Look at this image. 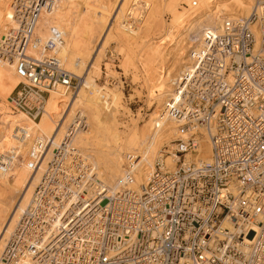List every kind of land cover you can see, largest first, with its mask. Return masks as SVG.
<instances>
[{"label":"built area","instance_id":"obj_1","mask_svg":"<svg viewBox=\"0 0 264 264\" xmlns=\"http://www.w3.org/2000/svg\"><path fill=\"white\" fill-rule=\"evenodd\" d=\"M26 1L18 6L20 30L10 31L20 41L13 53L25 81L8 102L36 120L51 89L74 92L80 82L56 53L62 32L51 26L43 40L35 32L40 10L53 0ZM257 20L258 37L251 27ZM28 44L51 53L32 58L24 54ZM194 56L195 76L182 75L191 83L178 106L186 122L179 125L185 136L174 141V168L157 160L146 182L136 184L131 171L138 159L128 153L121 190L88 193L87 165L57 150L1 252V264H16L25 252L32 254L29 264H264V11L225 20L222 35L206 31ZM202 137L207 158L188 161ZM47 145H32L30 167L38 166ZM224 221L230 228L221 227Z\"/></svg>","mask_w":264,"mask_h":264},{"label":"bare ground","instance_id":"obj_2","mask_svg":"<svg viewBox=\"0 0 264 264\" xmlns=\"http://www.w3.org/2000/svg\"><path fill=\"white\" fill-rule=\"evenodd\" d=\"M92 2L53 0L52 6L40 10L36 34L42 40L47 38L51 26L62 32L63 41L56 53L65 68L79 78L80 85L74 92L66 91L61 85L51 89L43 112L34 120L22 112L13 111L8 102V96L19 83L25 81L17 74V53H13L20 49V41L16 39L18 36L13 39L10 31L20 30V8L17 7L26 5L27 1L0 0V53L3 54L0 56V143L12 154L21 156L9 181L0 174V264L1 252L30 205L47 163L56 156L57 150L63 152L62 156L67 160L81 158L87 165L85 169L92 178V185H85L88 193L100 188L107 195L121 190L127 183L125 173L128 153L138 159L136 168L131 171L135 183L146 182L148 173L154 170L155 162L161 160H153L159 144L170 135L176 134L173 141L185 136L179 133V125L184 124L186 118L179 112L178 106L191 79L185 80L182 75L195 76L194 53L204 47L205 32L210 30L222 35L225 20L250 17L254 13L261 16L264 11V0H183L184 5H181L180 0L167 3L166 0H107L101 5L98 3L99 7L94 10L89 6H92ZM165 10L170 14V23L167 25L161 21ZM258 22H253L251 26L256 37L259 35ZM130 23L135 27L132 28ZM159 26L164 35L150 48V58L166 60L169 56L172 60L160 82L157 107L142 128L132 135L126 134L124 139L113 121L110 139H104L101 143L98 128L102 122L96 107L101 102V87L95 81L100 72L97 58L102 55L109 41L117 45L144 43L143 38L154 31V27L157 32ZM97 28L99 34L101 31L103 33L97 35V46L91 50V41ZM164 48L167 49L166 53L163 52ZM23 50L24 54L32 58H43L51 53H43L29 44ZM118 51L122 53L120 46ZM223 61L222 65L227 62V58L223 57ZM223 71L222 67L218 73L222 74ZM201 77L204 80L205 75L201 74ZM230 78V74L226 76L227 80ZM178 80L179 84H175ZM115 109L113 105L107 113L111 119ZM81 116L86 117V121L79 120ZM83 123L85 125L81 128ZM107 133L104 131L103 137ZM37 140L46 141L48 145L38 166L32 168L28 163V153ZM197 143L196 153H187L188 161L207 158V139L199 138ZM165 152L173 154L172 150ZM171 154L166 157V160L170 159L169 162L164 160L168 169L175 166ZM10 196L14 198L11 207L7 205ZM5 201L6 204H3ZM221 227L230 228V224L224 221ZM244 241L246 245L251 243L252 236L248 234ZM31 256L30 252H25L16 264H29Z\"/></svg>","mask_w":264,"mask_h":264},{"label":"rangeland","instance_id":"obj_3","mask_svg":"<svg viewBox=\"0 0 264 264\" xmlns=\"http://www.w3.org/2000/svg\"><path fill=\"white\" fill-rule=\"evenodd\" d=\"M105 1L107 0H93V7L91 5L89 6L94 10L96 7H99L100 3H104ZM170 1L171 0H166V3ZM180 2L181 5H184L183 0H180ZM91 9L89 11H91ZM161 21L166 23V25L170 23V14L167 10L163 11ZM98 29L99 28L96 30ZM157 29L158 31L155 32L154 27V31L143 38L144 43H138L136 45H117L109 41L107 45H105L102 55L97 58L100 72L99 75L95 77V81L101 87V102H99L96 107L99 110L98 114L102 122V126L98 128V131H100L98 139H101V143L104 139H110L113 121L124 139L126 134L130 133L132 135L142 128L153 115L157 107V99L161 90L160 82L172 60L169 56L166 60L165 58H150V48L155 42H158V38L164 35L160 32L162 31L160 26ZM99 31L100 30L97 31L98 33H95L96 36L94 35L92 39L93 42L91 41V50L97 46V35L101 36L103 33V31H101V34H99ZM119 46L122 48V53L118 51ZM1 49L2 47H0V50ZM166 51L167 49L164 48L163 52L166 53ZM0 56L2 57L3 54ZM4 57H6V55H4ZM113 105L116 106V109L111 119L107 113ZM79 120L86 121V117L83 118V116H81ZM84 125L85 123H83L81 128ZM150 127H152V125ZM104 131L108 132L105 137H103ZM175 136L176 134L167 136V139L159 144L153 160H155V158H160L166 162L170 161V159L166 160V157L171 153L166 154L165 151H171L175 147L173 141ZM66 139L67 137L64 140ZM171 145H173V148H171ZM11 154V151H9L4 144L0 143V174L8 181L11 173L16 167L17 161L21 160L20 154ZM9 198L7 205L11 207L14 204V198H11V196ZM3 204H6V201Z\"/></svg>","mask_w":264,"mask_h":264}]
</instances>
